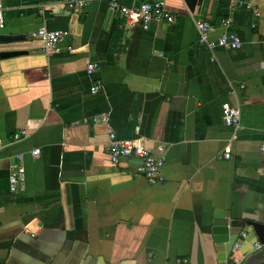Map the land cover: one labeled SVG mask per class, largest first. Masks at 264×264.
<instances>
[{
	"label": "crops",
	"instance_id": "0c3cea01",
	"mask_svg": "<svg viewBox=\"0 0 264 264\" xmlns=\"http://www.w3.org/2000/svg\"><path fill=\"white\" fill-rule=\"evenodd\" d=\"M230 1L201 0L191 11L165 0L175 21L144 29L106 0L78 11L68 0H1L0 33L27 35L3 48L28 53L0 61V264H264L249 223L264 224V0H235L233 12ZM222 11L239 49L199 41L201 20L212 40L228 30ZM41 26L68 33L60 53L44 51ZM90 62L99 63L93 75ZM225 103L241 108L238 130L224 121ZM101 114L120 138L166 158L162 182L132 159L112 162L108 125L92 121ZM21 130L28 135L14 139ZM19 164L25 183L13 192ZM217 210L246 222L225 263Z\"/></svg>",
	"mask_w": 264,
	"mask_h": 264
},
{
	"label": "built area",
	"instance_id": "2783aa9c",
	"mask_svg": "<svg viewBox=\"0 0 264 264\" xmlns=\"http://www.w3.org/2000/svg\"><path fill=\"white\" fill-rule=\"evenodd\" d=\"M102 0H68V6L74 10H81L93 2ZM108 1L111 10H114L124 20L129 27L142 26L144 29H149L154 20L174 22L175 16L166 9L165 0H134L133 6H127L120 0H106ZM235 0L230 1V10L233 12L236 8ZM248 8L252 6L247 5ZM254 17H259V12L254 10ZM233 18L230 14L222 20V26L228 28L226 32L222 33L216 40L210 38L209 32L211 24L208 21L201 20L197 23L200 33L199 41L208 50H214L221 47L227 50L239 49L242 46V39L240 35L230 30ZM4 8L0 0V28H4ZM256 23L253 24L255 28ZM36 35L42 40L44 51L48 54L60 53L62 48L60 46L63 39L68 34L62 30L48 29L46 26H41L35 32ZM99 68L98 62H90L87 66V73L93 75ZM102 88V84L98 83L91 87V92L96 93ZM223 118L227 126L238 130L241 122V108L238 105L225 103L222 106ZM87 121V120H86ZM94 122H103L108 125V142L106 143V150L114 164H118L123 158H128L136 161V171L146 177L150 183L156 184L164 180L162 174V167L165 164L166 158L164 156H156L149 150L140 139H125L120 138L115 132L114 128L110 125L108 114H101L92 117ZM26 130L17 132L14 139L19 140L27 136ZM4 140L0 137V155L4 147ZM260 150L264 153V142L260 145ZM232 145L229 143L224 147L221 157L230 159L232 157ZM41 153L40 148L33 150L34 156ZM21 158V156H20ZM25 167L22 164L15 166L11 170L9 176L10 190L15 192L21 189L25 183ZM242 237L246 238L247 234L242 233ZM235 248H241V241L235 243ZM255 249L264 248V242L258 241L254 244Z\"/></svg>",
	"mask_w": 264,
	"mask_h": 264
},
{
	"label": "water",
	"instance_id": "95a60500",
	"mask_svg": "<svg viewBox=\"0 0 264 264\" xmlns=\"http://www.w3.org/2000/svg\"><path fill=\"white\" fill-rule=\"evenodd\" d=\"M188 8L191 11H195L196 5L201 3V0H184ZM27 39L25 33H0V61L20 56L28 53V50L23 49H6L4 46L21 42ZM214 218V233L217 234L215 240L217 242H223L225 244V252L220 256L224 261L230 256L234 244L238 239L239 234L245 225L244 220L232 217V212L230 210H217ZM253 225L256 232L259 234L260 240L264 242V224L249 222Z\"/></svg>",
	"mask_w": 264,
	"mask_h": 264
},
{
	"label": "trees",
	"instance_id": "16d2710c",
	"mask_svg": "<svg viewBox=\"0 0 264 264\" xmlns=\"http://www.w3.org/2000/svg\"><path fill=\"white\" fill-rule=\"evenodd\" d=\"M225 6V5H224ZM223 12V11H222ZM223 15V18H226L227 16H228V14L227 13H224L223 12V14H221V16Z\"/></svg>",
	"mask_w": 264,
	"mask_h": 264
}]
</instances>
